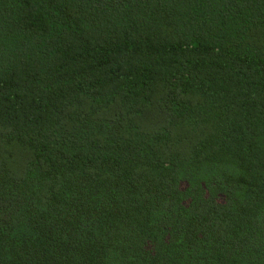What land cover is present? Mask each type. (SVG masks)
Returning a JSON list of instances; mask_svg holds the SVG:
<instances>
[{"label":"trees","instance_id":"trees-1","mask_svg":"<svg viewBox=\"0 0 264 264\" xmlns=\"http://www.w3.org/2000/svg\"><path fill=\"white\" fill-rule=\"evenodd\" d=\"M0 264H264V0H0Z\"/></svg>","mask_w":264,"mask_h":264}]
</instances>
